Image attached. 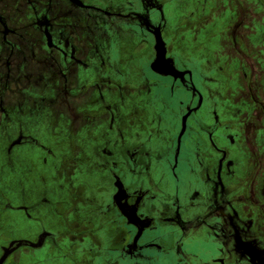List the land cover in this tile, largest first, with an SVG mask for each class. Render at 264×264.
<instances>
[{
	"label": "flooded vegetation",
	"instance_id": "flooded-vegetation-1",
	"mask_svg": "<svg viewBox=\"0 0 264 264\" xmlns=\"http://www.w3.org/2000/svg\"><path fill=\"white\" fill-rule=\"evenodd\" d=\"M61 1L70 11H57L46 0L36 4L16 0L13 8L11 0H0V128L7 135V140L0 141L5 143L1 156L24 145L43 148L33 136L7 129L2 123L16 100L18 90L9 92L10 88L24 83L20 91L28 93L27 85H37L40 80L37 74L24 79L18 76L23 65L20 54L51 72L56 73L61 64L73 73L79 58L95 48L92 37L99 35L89 37V30L99 31L115 21L134 39L131 50H125L123 62L109 71L108 79L87 62L90 77L84 83L100 84L110 91L115 86L113 80H121L123 73L139 79L138 84L145 81L142 88L155 87L158 92L146 102L150 104L143 109V122L136 128L124 127L120 118L113 121L100 115L92 144L84 142L86 163L91 165L88 189L98 194L94 210L86 218L93 223V244L106 243L102 252L108 255L107 264H119L118 260L134 259L141 253H152L157 262L174 259L177 264H264L262 0ZM253 5L259 7L254 14ZM16 11L21 16L18 19ZM81 15L89 20L94 15L93 24H83ZM66 16L72 17L71 21H66ZM254 17L260 20L254 21L255 25L251 24ZM60 31L66 34H58ZM158 42L172 74L163 75L152 68ZM207 55H213L212 61ZM144 72L148 78H139ZM80 74L75 71L74 76ZM133 84L136 89L138 85ZM37 88L39 96V84ZM83 88H71L72 97ZM27 101L30 108L23 116L32 118L37 114L33 113L35 101ZM101 110L104 113L103 107ZM113 124L118 127L116 132ZM185 138L190 148L181 164L187 162L188 168L196 169L203 165L209 176L202 177L201 183L207 188L193 196L156 190L149 175L164 159H170L175 171L176 154ZM182 199H188L189 204L181 205ZM152 232L162 238L147 237L142 243ZM84 234L70 228L60 237L42 230L27 240L1 238L0 259L9 251L2 264H41L35 253L46 244L56 249ZM95 255V259L102 257L100 252Z\"/></svg>",
	"mask_w": 264,
	"mask_h": 264
},
{
	"label": "rangeland",
	"instance_id": "rangeland-1",
	"mask_svg": "<svg viewBox=\"0 0 264 264\" xmlns=\"http://www.w3.org/2000/svg\"><path fill=\"white\" fill-rule=\"evenodd\" d=\"M25 1L31 4L38 3V0ZM109 1L112 3L111 0ZM15 2L16 0H11V8L15 6ZM261 3L264 8V0ZM46 4L57 11H70L68 4L61 0H46ZM100 4L103 3L100 2ZM102 6L106 8V5ZM256 9L259 7L253 5V14L256 13ZM81 16L83 24H93L94 15L91 16V20L87 15ZM15 17L16 19L21 17L18 11ZM71 19L72 17H65L68 22ZM252 20L253 25H255L254 21H260L256 17ZM102 28L99 31L92 28L89 30V37L90 35L92 37V34L99 35L92 37V44L95 48L87 56L83 55L79 58V63L73 67V73H71V68L61 64L56 73L51 72L50 69H43L27 59L28 57L23 58V54H20L23 65L18 76L24 79L35 74L39 75L38 84L41 94L37 96L35 90L39 92L38 84L35 85L34 82L27 85L30 86L28 93L20 91L24 83L9 90L14 93L18 91L16 100L8 107L7 118L2 119V123L7 129L23 130L33 136L43 148L24 145L7 156H1L0 153V239L27 240L34 232H42V230H50L56 237L68 232L70 228L85 232L83 238L71 242L66 241L64 244H59L56 249L46 244L42 250L35 253L36 257L42 261L41 264H107L108 255L102 252L107 249L106 243L99 241L97 246H95L96 243L93 244L91 236L94 233L90 229L93 223L86 220L94 210L93 200L98 194L88 189L91 165L86 163L88 155H86L87 150L84 144L86 142L92 144V132L97 129L100 115L106 114V117L113 121L120 118L124 127L136 128L139 122H143V109L150 104L146 102H150V99L158 92L155 87L149 90L142 88L146 87L143 85L145 81L138 84L139 79L123 73L121 80H113L115 86H112L110 91L100 84L94 87L84 83L90 77L86 71L87 62L91 64V68L99 69L105 79H108L106 76L109 71L123 62L125 50L128 52L131 50L129 45L134 39L130 38L123 26L115 25L113 21L106 23ZM2 29L0 23V37L3 33ZM60 32L58 34H66L65 31ZM18 35L26 36V32H19ZM82 35L88 38L85 33ZM13 49H15L14 46ZM36 54L38 55L39 52ZM191 55L195 56V54ZM218 56L226 58V55L218 54ZM207 57L212 61L213 55H207ZM89 58L93 62H90ZM59 71L62 76L58 77ZM75 71L82 74L75 77ZM144 73L145 75L139 78H148L147 72ZM90 74L94 76V72ZM95 74L98 72L96 71ZM132 82L138 85L136 89ZM82 84L84 88L73 98L70 89L74 87L76 90V87H83ZM28 99L35 101L33 113L37 114L32 118L28 115L23 116L26 108L27 110L30 108ZM102 107L104 113L101 110ZM157 123L158 120L155 124ZM76 127L78 130L81 128L80 132L75 131ZM111 128L115 132L118 129L115 124ZM4 140H7L6 131L0 128V141ZM186 143L185 138L176 154L175 171L171 170L170 159L167 161L164 159L149 175L150 183L156 190L163 189L169 193L176 191L179 194L181 192L193 196L198 191H205L207 188L201 183L202 177L209 176L203 165L196 169L191 165L188 168L187 162L185 165L181 164L186 156L185 151L190 148ZM4 146L5 143L0 142V149ZM159 155H163L161 150H159ZM190 168L195 171L193 174H188ZM174 176H177V180ZM180 204L188 205L189 200L182 199ZM147 237L158 239L162 238V235L157 232L149 233L143 238L142 243H145ZM99 252L102 257L99 255L100 258L95 259V254ZM117 262L119 264L178 263L174 259L170 262L160 259L157 262L156 256L152 253H141L137 258ZM186 264L199 263L196 261Z\"/></svg>",
	"mask_w": 264,
	"mask_h": 264
},
{
	"label": "water",
	"instance_id": "water-1",
	"mask_svg": "<svg viewBox=\"0 0 264 264\" xmlns=\"http://www.w3.org/2000/svg\"><path fill=\"white\" fill-rule=\"evenodd\" d=\"M158 38H159V36L156 35L157 41H159ZM156 50H157V58L154 61V63L152 64L153 70L160 73V74H163V75L172 74L173 69L171 67L170 61L167 60L164 63L163 54H162V45L159 42L157 43ZM8 253H9V251L4 252V255L0 259V264H2L4 262Z\"/></svg>",
	"mask_w": 264,
	"mask_h": 264
}]
</instances>
